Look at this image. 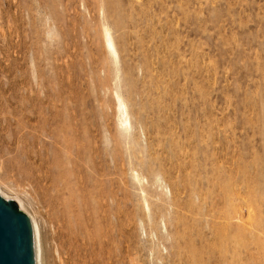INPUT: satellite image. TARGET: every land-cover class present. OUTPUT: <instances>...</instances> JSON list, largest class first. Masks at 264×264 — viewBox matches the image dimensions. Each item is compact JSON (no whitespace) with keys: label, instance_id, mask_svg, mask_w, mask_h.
Masks as SVG:
<instances>
[{"label":"rangeland","instance_id":"obj_1","mask_svg":"<svg viewBox=\"0 0 264 264\" xmlns=\"http://www.w3.org/2000/svg\"><path fill=\"white\" fill-rule=\"evenodd\" d=\"M0 196L38 264H264V0H0Z\"/></svg>","mask_w":264,"mask_h":264},{"label":"water","instance_id":"obj_2","mask_svg":"<svg viewBox=\"0 0 264 264\" xmlns=\"http://www.w3.org/2000/svg\"><path fill=\"white\" fill-rule=\"evenodd\" d=\"M0 264H34L31 222L16 203L1 196Z\"/></svg>","mask_w":264,"mask_h":264},{"label":"bare ground","instance_id":"obj_3","mask_svg":"<svg viewBox=\"0 0 264 264\" xmlns=\"http://www.w3.org/2000/svg\"><path fill=\"white\" fill-rule=\"evenodd\" d=\"M108 37V36H107ZM109 43V42H108ZM36 79V78H35ZM82 113V112H81ZM82 115V114H81ZM83 116V115H82ZM85 116V115H84ZM87 116V115H86ZM47 122V121H46ZM19 205L21 207H24L23 204L21 202H19ZM18 206V205H17ZM32 227V225H31ZM32 235H33V249H34V245H35V252H36V255H35V252H34V264H35V256H36V263L38 264V250H37V235H36V228L34 229V232H33V229H32Z\"/></svg>","mask_w":264,"mask_h":264}]
</instances>
